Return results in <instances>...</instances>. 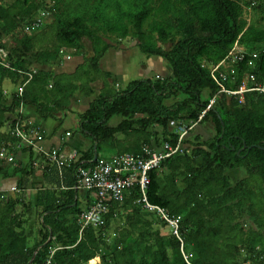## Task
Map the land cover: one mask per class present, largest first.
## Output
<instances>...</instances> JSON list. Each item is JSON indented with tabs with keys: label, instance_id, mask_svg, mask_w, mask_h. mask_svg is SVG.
<instances>
[{
	"label": "trees",
	"instance_id": "trees-1",
	"mask_svg": "<svg viewBox=\"0 0 264 264\" xmlns=\"http://www.w3.org/2000/svg\"><path fill=\"white\" fill-rule=\"evenodd\" d=\"M259 1H0V49L12 69L0 67V145H11L0 159V264H45L47 258L49 264H264V95L246 93L240 100L218 94L209 73L237 44L247 54L225 88L237 90L245 72L264 81ZM37 19L39 27L28 34L25 27ZM13 33L15 45L6 48L3 37ZM124 41L147 59L163 60L169 73L130 81L113 92L107 81L118 80L103 72L100 62ZM87 48L77 81L60 83L51 75L49 68L63 59L61 51L86 55ZM24 73H31V80L20 97L12 93L8 100L3 82L19 87L27 79ZM100 76L103 87L96 93L91 84ZM75 93L91 98L79 118L90 147L60 169L52 162L35 169L39 156L17 150L5 128L13 127L19 106H36L46 119L63 113ZM49 100L54 101L50 109ZM113 117L120 122L108 126ZM180 125L194 126L180 149L149 173L146 199L180 218L187 262L167 224L140 204L137 187L122 204H110L103 226L80 233L77 217L90 200L87 193L81 205L72 189L75 169L90 168L94 154L115 156L99 154L118 142V134L127 140L135 136L137 144L127 143L133 149L128 154H141L143 146L156 152L163 144L174 148ZM234 170L240 177L233 182L227 173ZM5 182L6 190L14 186L17 193L2 195Z\"/></svg>",
	"mask_w": 264,
	"mask_h": 264
},
{
	"label": "built area",
	"instance_id": "built-area-1",
	"mask_svg": "<svg viewBox=\"0 0 264 264\" xmlns=\"http://www.w3.org/2000/svg\"><path fill=\"white\" fill-rule=\"evenodd\" d=\"M39 24L40 19H37L29 23L25 27V31H33L39 27ZM246 54L247 51L245 48L235 44L223 61L215 67H209L210 78L217 86L218 94L238 96L240 100H242L243 95L246 93L256 92L264 95V81L259 83L253 74L247 72L243 73L237 90H227L223 85L229 78L231 80L234 74V67L240 65ZM5 57V50L0 49V67L2 69L12 70L5 61ZM252 58H255V55H252ZM248 65L250 66L251 63L249 62ZM24 74L27 79L17 90L19 97L22 94L24 86L32 77L31 73ZM214 102V98L209 101L208 106L201 113L199 120L212 108ZM194 125L188 128L184 125L176 127L178 140L174 148L168 144H163L160 148L161 151L156 152L147 146H143L142 153L139 155L120 154L109 159L98 158L88 169L78 166L74 172L75 184L72 189L75 191H84L91 196L89 207L77 217L76 222L79 226L80 233L88 227L99 228L103 226L104 217L109 211L110 204H122L124 199L130 195L131 191L137 187L138 194L140 195V204H142L144 209L155 214L167 224L172 235L181 243V254L185 262H187V257L182 250V240L178 234L180 218L169 217L164 210L150 205L146 199V191L150 183L149 173L158 168L162 160L170 157L180 149V141ZM66 136H69V134L67 133ZM10 137L15 140L14 146L17 150L27 148L39 156L33 162L35 169L42 170L44 162H52L60 169L63 165L67 166L71 162L78 161L75 153L70 156H62L56 151L49 150L44 144V136L40 128L29 121L22 120L20 117L13 123ZM9 147H11L10 143L0 145L1 160L6 156ZM1 192H3L2 195H5L6 193H17V190L14 186H11L8 190ZM45 264H49V258H47Z\"/></svg>",
	"mask_w": 264,
	"mask_h": 264
},
{
	"label": "crops",
	"instance_id": "crops-1",
	"mask_svg": "<svg viewBox=\"0 0 264 264\" xmlns=\"http://www.w3.org/2000/svg\"><path fill=\"white\" fill-rule=\"evenodd\" d=\"M127 50H131V53H132L133 50L136 51V48L132 47V49H127L126 47H124V48L110 49L100 63L101 69L103 68L104 72H108L116 76V78L118 77V79L121 78L124 82L128 81L130 76L126 75L127 73L125 71V68L128 65V57H127L128 51ZM85 53L86 55L76 54L74 53V51L64 52V53L62 52L61 54L63 55V59L61 63L57 66L50 67L49 72L51 73V75L55 77L56 80L60 81V83L61 81L64 83L68 81H77L78 70L83 64V60H84L83 57L89 56L87 49L85 50ZM65 56L68 57L69 59H65ZM111 63L115 67L113 68L111 67V69L107 70V68L109 67L108 65ZM122 67H124V69H122ZM102 79L104 78L100 76V78L97 80L101 85V87L98 89V92L103 87L102 86L103 82L101 81ZM58 87H59V84H58ZM50 88H51V85H49V89ZM78 102H81V101L80 99L76 97L71 99V101L69 102L70 105L69 104L67 105L70 112L72 113L75 112L77 107L80 106ZM49 103H50L49 109L50 107L53 108L54 101L49 100ZM23 112H24L23 117L31 121L33 124L40 126L45 136L44 144L47 148H49V150L56 151L60 153L62 156H70L71 154L75 153L76 158L79 159L82 153H85L87 149L89 148L90 140L84 138L82 134L80 133L79 119L77 120V122H75V120L78 118V115H79L76 112L75 114H77V118L73 120V122H74V127L78 129L77 133L68 129V130H65L63 134L58 132L55 129V127L50 126V125L47 126L46 121L48 119L49 120L53 119V121H56L55 124H57V122L62 121V118L64 116V115L62 116V114H65V113L61 112L60 114L58 111L57 113L53 112V113H50L49 116L46 117L45 119V117L39 116L38 114H36L37 113L36 111L32 110L29 107H25ZM67 133L69 134V136H66ZM133 141L134 139H130V144ZM82 147H84L85 149H82ZM7 186L8 185L5 182L3 184L2 190L5 191L8 188ZM86 195L87 193L81 190L78 191V201L81 203V205H84L86 203ZM88 197L90 200L89 201V204H90L91 196L89 195Z\"/></svg>",
	"mask_w": 264,
	"mask_h": 264
},
{
	"label": "rangeland",
	"instance_id": "rangeland-1",
	"mask_svg": "<svg viewBox=\"0 0 264 264\" xmlns=\"http://www.w3.org/2000/svg\"><path fill=\"white\" fill-rule=\"evenodd\" d=\"M0 1L3 4L4 2H9L11 0H0ZM262 4H264V0H260L258 2V6L259 5L262 6ZM39 16H41V19L43 18L42 15H39ZM49 21H50V19L46 20V23L48 24ZM44 23H45V21H44ZM29 33H31V32H28V34ZM17 36H18L17 33L6 34L3 37V40H2L3 46H5L6 48H10V47L14 46L15 45V42H16V39H17ZM131 45H132V43H130L128 41H124L119 46V48L126 47L127 49H132ZM87 51L89 53V49L88 48H87ZM127 51H128V56H127L128 57V65L126 66L125 71L127 73L126 75L130 76V78H129L128 81H125L124 82L121 78L118 79V77H117V80L118 81H117V84L116 85H118V86H116L114 83H112L111 80L107 81L108 82V85L111 87V89H112L113 92H117L118 90H122L126 86V84L128 82H130L131 80L133 81V80L153 79L155 77H164V76H166L169 73V67H168V65L163 60H161L159 58H154V57L147 59L146 57H144L143 55H141L137 49H136V51L133 50L132 53H131V50H127ZM68 52H70V51H68ZM61 53H62V51H61ZM65 59H69V58H67L65 56ZM108 66L109 67L107 68V70L108 69H111V67L112 68L115 67V66L112 65V63L109 64ZM122 69H124V67H122ZM101 70L104 72V69L103 68ZM19 87L15 86L10 81H4L3 82V85H2L3 94L6 95V97L8 98V100H10L11 94L12 93H16L17 94V90H18ZM91 87L97 93L98 92V89L101 87V85L96 80L94 83L91 84ZM48 88H49V86H48ZM74 96L76 98L80 99V101H81V102H78V104H80V106H78L77 109L75 110V112L77 114H79L78 115V118H77V114H75V112H73V113L70 112L69 109H68V106H67L66 109L63 111V113H65V114H62V116L64 115L63 118H62V121L57 122V124H55L56 121H53V119H51V120L48 119L46 121V125L47 126L50 125V126L55 127V129L58 132L62 133V134L64 133L65 130H68V129H70L71 131H74V132L77 133V130L78 129L76 127H74L73 120H75L77 118L75 120V122H77V120L80 118V115L87 108L89 102L91 101V98L79 96V94H77V93H75ZM75 97H73V98H75ZM25 107H27V106H24V107L23 106H19L18 107V109H17L18 116L16 117V119L18 117H20L24 121H29L25 117H23V113H24L23 111H24V108ZM28 107L31 108L34 111H36L38 109L36 106H28ZM45 109H46V106H45ZM129 110H132V107H129ZM49 111L52 112L51 110H49ZM59 113L61 114V111H59ZM120 120L121 119L118 118V117H113L111 120H109V122L107 123V125L108 126H115V125H117L120 122ZM29 122H31V121H29ZM33 125H35V126H37V127L40 128V126H38L36 124H33ZM5 129H7L8 133L10 135V131L12 129V126H11V128L9 127V128H5ZM3 130H4V128H3ZM40 130H41V132H42V134L44 136V133H43V131H42L41 128H40ZM171 130H172V128H171ZM117 138H118V142L115 143L111 147L104 148L102 150V152L99 154L100 157H102V156L109 157V156L116 155L118 153L119 154H125V153H132L133 152V149L131 147L127 146V143L130 142V139H134L135 136L132 135L131 138H129L127 140V138H125V136L123 134H121V135L118 134ZM44 139H45V136H44ZM137 140H138V138H137ZM135 141L136 140H134L133 142H131V144H135V143L137 144V141L136 142ZM87 147H88V145H87ZM82 149H85V148L82 147ZM22 158H24V156H22L21 159ZM24 160H26V159L24 158ZM227 175L231 178V180L233 182L236 181L237 179H239V177H240L239 173L236 170L229 171L227 173ZM95 263H96L95 261H90L88 264H95Z\"/></svg>",
	"mask_w": 264,
	"mask_h": 264
},
{
	"label": "water",
	"instance_id": "water-1",
	"mask_svg": "<svg viewBox=\"0 0 264 264\" xmlns=\"http://www.w3.org/2000/svg\"><path fill=\"white\" fill-rule=\"evenodd\" d=\"M222 131H223V128H222ZM244 148H245V147H244ZM96 158H97V157H96V154H94V157H93V160H92V161L94 162V161L96 160Z\"/></svg>",
	"mask_w": 264,
	"mask_h": 264
}]
</instances>
